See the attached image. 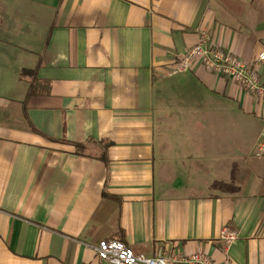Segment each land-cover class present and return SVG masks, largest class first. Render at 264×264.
Here are the masks:
<instances>
[{"label":"crops","instance_id":"crops-1","mask_svg":"<svg viewBox=\"0 0 264 264\" xmlns=\"http://www.w3.org/2000/svg\"><path fill=\"white\" fill-rule=\"evenodd\" d=\"M202 31L251 64L264 0H0V264H108L103 240L264 264L253 95L166 74Z\"/></svg>","mask_w":264,"mask_h":264},{"label":"built area","instance_id":"built-area-1","mask_svg":"<svg viewBox=\"0 0 264 264\" xmlns=\"http://www.w3.org/2000/svg\"><path fill=\"white\" fill-rule=\"evenodd\" d=\"M264 54L255 57L249 65L243 64L235 55L217 48L211 42L208 32L199 34L197 43L178 58L177 64L166 72L167 76H175L190 70L193 63L199 64L204 70L217 77H224L239 84L240 89L252 94L256 103V110L264 119V84L260 81L256 65L262 63ZM263 109V114L261 113ZM264 138V132H263ZM220 241L226 250L236 240V233L227 229L220 232ZM92 250L101 262L108 264H212L199 251L186 257H169L158 251L153 257L135 254L130 248L113 240H103L92 246ZM224 264H231L227 259Z\"/></svg>","mask_w":264,"mask_h":264},{"label":"rangeland","instance_id":"rangeland-1","mask_svg":"<svg viewBox=\"0 0 264 264\" xmlns=\"http://www.w3.org/2000/svg\"><path fill=\"white\" fill-rule=\"evenodd\" d=\"M211 39V38H210ZM219 48V47H217ZM264 54V53H263ZM234 55V54H233ZM239 59V58H238ZM241 61V60H240ZM264 61V60H263ZM242 62V61H241ZM243 64H245L244 62H242ZM245 65H249V64H245ZM185 73V72H184ZM236 86H240L239 84H237L236 82L232 81ZM262 116V115H261ZM262 124H263V128L261 129V132H260V135H259V140H258V143H257V150H258V153L260 154H263L264 153V138H263V132H264V119H263V116H262Z\"/></svg>","mask_w":264,"mask_h":264}]
</instances>
